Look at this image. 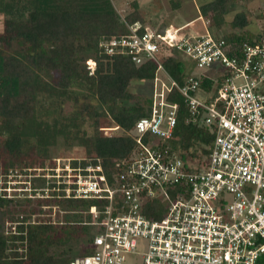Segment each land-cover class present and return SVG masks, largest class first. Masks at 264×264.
<instances>
[{
	"label": "built area",
	"instance_id": "1",
	"mask_svg": "<svg viewBox=\"0 0 264 264\" xmlns=\"http://www.w3.org/2000/svg\"><path fill=\"white\" fill-rule=\"evenodd\" d=\"M200 22L199 34L184 31L190 23L137 22L126 34L99 40L107 58L153 62L156 70L148 114L129 132L104 129L133 140L126 157L111 169L95 155L69 159L37 176L56 200L93 203L72 212L87 218L79 224L93 232L92 253L69 264H264V28L225 40ZM167 58L188 60L198 74L172 79ZM85 65L92 75L95 62ZM175 93L185 122L212 136L206 155L190 157L172 144Z\"/></svg>",
	"mask_w": 264,
	"mask_h": 264
},
{
	"label": "trees",
	"instance_id": "2",
	"mask_svg": "<svg viewBox=\"0 0 264 264\" xmlns=\"http://www.w3.org/2000/svg\"><path fill=\"white\" fill-rule=\"evenodd\" d=\"M238 0H213L199 8L201 16L211 12L214 24L224 23L223 16L229 4ZM112 0H0V12L5 15L0 34V160L21 163L32 145V134L21 133L25 124L34 120L35 104L39 95L55 89L45 75L58 74L55 87H66L72 82H85L97 99L100 112L87 102H77L72 116L87 120L90 134L82 132L80 143L87 154L101 158L106 169L126 157L134 142L124 135L99 134V118L108 116L123 132H129L136 121L148 114L150 96L144 104L123 105L121 101L133 99L128 87L132 81H152L156 65L147 62L136 66L128 58H107L98 50L102 37L110 38L128 33L127 26L144 24L135 1L129 3L131 11L121 20ZM244 13H237L229 23L231 29H244ZM167 27V26H162ZM225 40H239L230 34ZM14 44L16 51H12ZM87 59L95 62L92 75L85 65ZM166 73L180 82L185 73L182 60L167 58L163 61ZM207 85V83L205 82ZM171 100L179 104L178 120L172 144L184 155H206L212 136L194 124L186 123V112L178 94ZM186 153V154H185ZM183 155V156H184ZM43 181V180H42ZM61 207L87 209L89 201L58 200ZM7 200L0 195V209ZM154 206V205H153ZM162 211V204L159 203ZM159 215V213H158ZM157 215V216H158ZM3 212L0 210V264H69L77 255L92 253L89 226H82V216L64 225L38 223L26 229L19 224L8 237L2 230ZM91 231V230H90ZM80 235L87 236V249L70 258L56 256L50 249L61 247ZM24 252H18V244ZM25 245V246H24ZM25 247V248H24Z\"/></svg>",
	"mask_w": 264,
	"mask_h": 264
},
{
	"label": "rangeland",
	"instance_id": "3",
	"mask_svg": "<svg viewBox=\"0 0 264 264\" xmlns=\"http://www.w3.org/2000/svg\"><path fill=\"white\" fill-rule=\"evenodd\" d=\"M121 0H112L115 5L116 12L120 15L121 20L125 18L131 9L128 6L130 1L124 5L125 10L118 8V2ZM125 1V0H122ZM144 1V0H143ZM143 5L147 9L157 8L156 16L162 14L159 20L150 21L153 23L174 24V27L183 26L177 24L174 16L181 17L184 21L188 18L195 17L200 0H145ZM213 1V0H212ZM148 4V5H146ZM142 7V6H141ZM177 8V11H175ZM263 12L264 0H238L235 3L229 4L227 13L223 16L224 23L219 27L214 24L213 13L209 12L203 15V19L209 22L210 31L219 36H228L238 32L242 35L246 34L245 29H231L229 23L237 13H244L248 17L251 26L256 28L257 24L263 27ZM164 17V18H163ZM162 20V21H161ZM150 23V24H151ZM166 23V24H165ZM203 27L199 20H193L185 28V32L190 34L202 33ZM17 46L14 44L12 51H16ZM185 74H198L188 62L185 60ZM58 74L56 72L45 75V79L55 89H49L48 93L39 95L35 104L34 120L25 124L21 133L24 135L32 134V145L29 146V151L26 158L21 163H12L8 159L0 160V195L7 200L6 206L0 210L3 212L1 224L5 236H9L16 232V227L22 224L26 229L29 225L38 223H55L56 221L68 223L76 221L77 216H82V221L87 220L86 216L79 213H72L76 209L61 207L52 197L53 192L42 191L45 189V182L37 176L42 173H47L50 168H53L59 163L73 160H88L93 154H87L84 147L80 143V135L82 132L90 134L92 131L90 123L85 119H76L72 116L75 109V100L77 102H87L100 112L101 108L98 105L97 99L92 94L90 86L85 82H72L66 87H55ZM150 81H132L129 84V91L133 99L121 101L123 105H132L134 103L144 104V101L149 98L151 90ZM114 123L108 116L99 118V134L102 136L121 135V131L107 132L104 129L113 128ZM56 160V161H54ZM45 171H42V170ZM45 194L51 195L50 199H42ZM73 223V222H72ZM93 232L89 230V236ZM87 236L80 235L68 244L51 248L50 251L56 256H64L70 258L76 254L82 253L88 247ZM18 244V252H24L20 243ZM25 246V245H24ZM25 248V247H24ZM134 264V262H131Z\"/></svg>",
	"mask_w": 264,
	"mask_h": 264
},
{
	"label": "crops",
	"instance_id": "4",
	"mask_svg": "<svg viewBox=\"0 0 264 264\" xmlns=\"http://www.w3.org/2000/svg\"><path fill=\"white\" fill-rule=\"evenodd\" d=\"M128 1H130V2L135 1L137 3L139 14L143 18V21H144L145 24H149V25L153 26V23H151L150 21H154L155 19L156 20H159V17L162 15L159 12V15L156 16V13L155 12L157 11V8H153L152 7V9H151L150 6H147V9L144 8V10H145V12H144L143 11V5L147 2L145 0L144 1L143 0H125V1H122L121 0V1L118 2V8L119 7L120 8L122 7L121 9L122 10H125L124 5H126V2H128ZM211 1L212 0H200L197 3H198V5H204V4L209 3ZM146 5H148V4H146ZM175 9H176L175 11H177V8H175ZM197 9L198 10H197V14H196L195 17L188 18V19H186L184 21H182L183 19L180 20L181 17L174 16L172 18H174L175 22L181 21V22H178L177 23L179 25L180 24H184V23H186V24L191 23V22H193V20H199L200 21L201 19H203V16H201L200 11H199V8H197ZM245 17H246V20H247V25H246V27L244 29L247 31V33L244 34V35H242V34H240L238 32H233V33H235L236 36L239 35L241 37H248V38H250V37H253L256 34H258L264 28V24H263V27H260V24H257V27L256 28L252 27L251 26V23H249V21H248V17L247 16H245ZM4 19H5V15L0 12V34L3 32V29H4ZM203 20H207V19H203ZM263 20H264V17H263ZM171 22H173V21H170V23H167V24L165 23L166 25H161L163 23H160L158 21L157 23H154V25H157L158 24L155 27H162V26H168V25L174 26V24H172ZM202 31H203V29H202Z\"/></svg>",
	"mask_w": 264,
	"mask_h": 264
}]
</instances>
